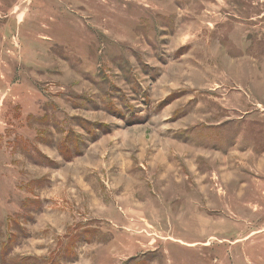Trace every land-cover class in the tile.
Wrapping results in <instances>:
<instances>
[{"label":"rangeland","instance_id":"rangeland-1","mask_svg":"<svg viewBox=\"0 0 264 264\" xmlns=\"http://www.w3.org/2000/svg\"><path fill=\"white\" fill-rule=\"evenodd\" d=\"M0 264H264V0H0Z\"/></svg>","mask_w":264,"mask_h":264}]
</instances>
